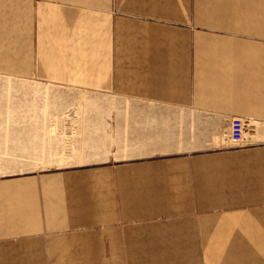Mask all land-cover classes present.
<instances>
[{
    "label": "crops",
    "instance_id": "obj_1",
    "mask_svg": "<svg viewBox=\"0 0 264 264\" xmlns=\"http://www.w3.org/2000/svg\"><path fill=\"white\" fill-rule=\"evenodd\" d=\"M0 71L78 93L0 264H264V0H0Z\"/></svg>",
    "mask_w": 264,
    "mask_h": 264
},
{
    "label": "rangeland",
    "instance_id": "obj_2",
    "mask_svg": "<svg viewBox=\"0 0 264 264\" xmlns=\"http://www.w3.org/2000/svg\"><path fill=\"white\" fill-rule=\"evenodd\" d=\"M73 95L78 93L68 86L43 82L32 75L0 71V146L5 151L1 155H8L9 146H15V154H10L17 162L41 163L39 159L48 157L42 152L44 143L51 151L56 150V134L62 128L61 115L70 113L72 108L78 112L77 105L59 104V101H69ZM44 106L50 114L44 113ZM70 124L71 121L64 120L63 128ZM52 128L56 130L51 132ZM233 133L236 131L232 130L229 135Z\"/></svg>",
    "mask_w": 264,
    "mask_h": 264
}]
</instances>
